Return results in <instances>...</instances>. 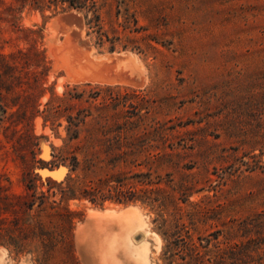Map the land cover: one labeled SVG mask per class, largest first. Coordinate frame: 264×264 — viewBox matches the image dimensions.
<instances>
[{"label": "rangeland", "instance_id": "obj_1", "mask_svg": "<svg viewBox=\"0 0 264 264\" xmlns=\"http://www.w3.org/2000/svg\"><path fill=\"white\" fill-rule=\"evenodd\" d=\"M110 173L139 197L90 203ZM0 194V264H264V0H0Z\"/></svg>", "mask_w": 264, "mask_h": 264}, {"label": "trees", "instance_id": "obj_2", "mask_svg": "<svg viewBox=\"0 0 264 264\" xmlns=\"http://www.w3.org/2000/svg\"><path fill=\"white\" fill-rule=\"evenodd\" d=\"M68 7L62 9H75L81 10V6L77 5L75 2H67ZM110 51H113L111 48ZM71 124V122H70ZM86 154V152H85ZM107 161H117L123 159H129V157L134 155V152L128 147L120 151V153L109 154ZM71 163L69 167V172H75L78 166L77 158L72 156ZM100 158L98 154H86L85 162L87 167H94L97 170L96 166L99 163ZM44 169V168H40ZM66 181L70 182L71 178L68 176ZM85 181V190L83 191L84 197L89 199V202L92 204L102 205L105 200H115L118 203H130L133 202L139 197L136 190H134L131 183H128V180L125 176L116 175V174H106V176L91 178L89 174L84 177ZM149 186L143 192L146 200H151V202H158L157 196L159 195L160 188L154 186V182H150ZM43 198L44 195L42 194ZM142 197V196H141ZM153 197V198H152ZM156 197V198H155ZM2 204V195L0 194V205ZM33 206V205H32ZM31 206V208H32ZM159 205L158 207H161ZM159 210L161 208H158ZM2 211V208H0ZM1 215V212H0ZM158 217L162 221L160 225L162 229L167 227V221L164 219L162 213H158ZM2 224V219H0V225ZM167 233V232H165ZM163 236L168 237L167 244L163 250V260L166 264H247V256L244 255V248H225L220 244L216 243L213 246L210 245L209 241L203 242L202 239H197L196 241L189 235L182 237L180 235L171 234ZM252 264V258L249 257ZM257 264H261L258 262Z\"/></svg>", "mask_w": 264, "mask_h": 264}, {"label": "water", "instance_id": "obj_3", "mask_svg": "<svg viewBox=\"0 0 264 264\" xmlns=\"http://www.w3.org/2000/svg\"><path fill=\"white\" fill-rule=\"evenodd\" d=\"M40 171H45V169H40ZM39 174V173H38Z\"/></svg>", "mask_w": 264, "mask_h": 264}]
</instances>
